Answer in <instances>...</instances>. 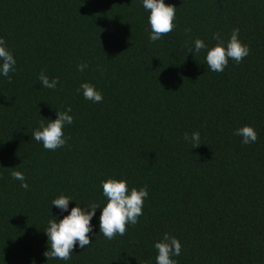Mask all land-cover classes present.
<instances>
[{
	"label": "trees",
	"instance_id": "16d2710c",
	"mask_svg": "<svg viewBox=\"0 0 264 264\" xmlns=\"http://www.w3.org/2000/svg\"><path fill=\"white\" fill-rule=\"evenodd\" d=\"M165 3L175 28L152 42L143 0H0L16 60L11 82L0 74V264H156L165 233L181 242L178 264H264V0ZM234 28L249 55L211 71L214 34L227 41ZM198 38L207 47L194 55ZM82 83L103 101L85 99ZM67 107L70 139L46 150L33 133ZM243 126L255 143L234 134ZM193 132L197 148L184 139ZM109 177L148 188L138 223L112 240L99 231ZM61 194L73 198L65 212L52 205ZM93 202L92 243L47 259L48 221Z\"/></svg>",
	"mask_w": 264,
	"mask_h": 264
},
{
	"label": "clouds",
	"instance_id": "9594fccd",
	"mask_svg": "<svg viewBox=\"0 0 264 264\" xmlns=\"http://www.w3.org/2000/svg\"><path fill=\"white\" fill-rule=\"evenodd\" d=\"M143 7L150 13L148 16V22L151 26L150 41H158L174 30L175 5L166 4L165 0H143ZM239 31L238 28H234L227 41L219 33L214 34L213 39L217 43L206 54V63L211 71L223 72L230 59L239 64L249 55L250 48L239 38ZM206 47L204 40L196 39L194 41V55ZM192 51L193 49L189 48V52ZM0 61H2L0 63V74L8 77L9 82H11L9 73L15 71L16 60L7 48L6 41L3 38H0ZM86 67L87 64L77 66L79 71H83ZM38 79L43 87L49 89H55L59 83L58 78L50 80L43 71ZM81 89L85 99L94 103L103 101V94L96 89L95 85L82 83L77 91ZM71 112V107H67L65 111H56L57 118L48 120L47 124L41 121L39 128L33 133V139L42 142L43 147L51 151L66 145L70 137L65 136L63 129L66 125L73 123V116L69 114ZM234 134L241 136L242 144L245 145L255 143L258 139L257 132L252 126L238 128ZM184 139L190 140L193 148L201 145L199 132H193L191 137L186 134ZM11 176L22 182L21 187L28 188L25 176L21 171L13 170ZM102 189L103 195L107 198V203L102 207L99 217V231L103 233L105 238L112 240L117 235H125L129 224L135 226L138 223L139 217L143 215V206L148 196V188L145 185L139 189L132 187L129 190L126 179L109 177L102 181ZM72 200V197L61 194L52 201V205L59 208L61 212H65ZM99 207L95 202L87 207H81L77 204L62 219H50L45 230L50 247L44 253L45 257L67 261L71 259V254L77 244L83 249L92 243L90 239V234L93 231L91 221ZM88 209H91V211ZM154 247L158 250L156 264H178V261L173 257L181 254L182 245L176 237L165 233L162 240L156 242Z\"/></svg>",
	"mask_w": 264,
	"mask_h": 264
}]
</instances>
